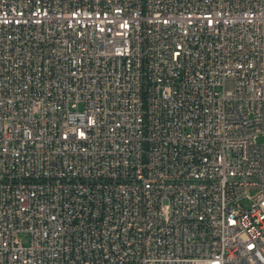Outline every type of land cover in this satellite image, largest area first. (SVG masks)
Listing matches in <instances>:
<instances>
[{"label":"built area","instance_id":"1","mask_svg":"<svg viewBox=\"0 0 264 264\" xmlns=\"http://www.w3.org/2000/svg\"><path fill=\"white\" fill-rule=\"evenodd\" d=\"M260 135L264 0H0V264H264Z\"/></svg>","mask_w":264,"mask_h":264},{"label":"rangeland","instance_id":"2","mask_svg":"<svg viewBox=\"0 0 264 264\" xmlns=\"http://www.w3.org/2000/svg\"><path fill=\"white\" fill-rule=\"evenodd\" d=\"M258 140L261 141V142H264V135H260L258 137ZM18 238L21 240V241H26L27 240V237L24 235V234H19L18 235Z\"/></svg>","mask_w":264,"mask_h":264}]
</instances>
